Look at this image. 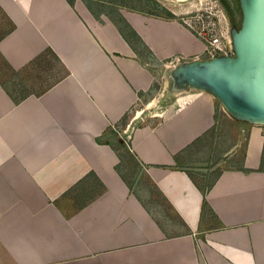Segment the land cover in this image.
I'll return each instance as SVG.
<instances>
[{
  "label": "crops",
  "instance_id": "crops-1",
  "mask_svg": "<svg viewBox=\"0 0 264 264\" xmlns=\"http://www.w3.org/2000/svg\"><path fill=\"white\" fill-rule=\"evenodd\" d=\"M203 47L168 14L0 0V264H264L262 129L205 190L208 170L187 168L198 162L187 151L223 117L215 97L186 91L150 122L144 114L128 148L165 198L167 223L136 197L140 175L131 189L120 177L107 140L162 75L150 62L167 68ZM29 69L39 92L11 97L4 85Z\"/></svg>",
  "mask_w": 264,
  "mask_h": 264
},
{
  "label": "rangeland",
  "instance_id": "rangeland-1",
  "mask_svg": "<svg viewBox=\"0 0 264 264\" xmlns=\"http://www.w3.org/2000/svg\"><path fill=\"white\" fill-rule=\"evenodd\" d=\"M95 4L96 9L100 10V5H106V3H113L117 6H123L131 10L139 12H145L150 14L169 15L171 18L177 19L183 26L187 28L183 20L191 19L193 24H196V28H204L203 31L208 33L211 27L214 33L221 34V39L224 43H229L231 46V30L232 28L238 29L241 24V12L239 10V0H88ZM103 9V8H101ZM175 11V13L173 12ZM173 15H172V13ZM231 12H233L231 15ZM202 14V18L198 21L195 20V14ZM236 23H233V18ZM214 23V26H212ZM192 32V31H191ZM198 39L206 44V40L200 35L192 32ZM208 37V36H205ZM204 49V47H203ZM223 54V53H222ZM221 54V55H222ZM209 56L204 51L196 55L195 59H208ZM187 59L185 61H190ZM185 61L171 60L168 63L167 68H160L155 61L150 62L155 72H159L162 69V77H157L148 95L140 98V101L128 112L126 116L118 123L119 127L115 126L111 128V134L107 138L110 142L114 143L121 153L124 154L125 162L122 166V171L127 178L133 179V181L140 175L142 167L129 151V135L131 128L142 124L144 114L148 116V122L153 114H159L162 110L167 108L174 100L175 95L186 91H199L193 89L182 90L180 92H174L171 88L172 79L170 71L179 63ZM161 77V78H160ZM10 92L16 93V95H23L28 92H39L40 85L37 82L35 72L32 69L27 70V74H20L13 77L9 84ZM217 105L225 112L223 117L218 115V121L215 127L210 130L206 136L200 141L194 143V146L188 149L187 153L190 157L198 162L193 167L186 165L187 168H206L208 170L207 182L209 183L220 172L222 167L232 168L237 167L242 162L243 154L246 149V143L248 140L249 130L252 127H259L263 130L264 136V124L256 125L249 121L240 120L231 116L217 100ZM148 109V110H146ZM222 111V110H221ZM128 125L127 132H123V127ZM115 131V132H112ZM121 132L122 137L119 135ZM126 133V134H125ZM122 144V148H119L117 143ZM238 147V150L232 155H225L229 148ZM229 154V153H227ZM231 154V153H230ZM262 164L264 167V154L262 158ZM192 173V171L190 170ZM140 183L145 188L147 193L143 194L142 198L145 203L151 207L154 215H157L161 223H167L168 220H172L170 214V208L161 198L159 193L150 186V183L146 178L140 175ZM174 231V230H172Z\"/></svg>",
  "mask_w": 264,
  "mask_h": 264
},
{
  "label": "water",
  "instance_id": "water-1",
  "mask_svg": "<svg viewBox=\"0 0 264 264\" xmlns=\"http://www.w3.org/2000/svg\"><path fill=\"white\" fill-rule=\"evenodd\" d=\"M239 7L232 54L176 64L170 89L208 92L231 116L264 124V0H239Z\"/></svg>",
  "mask_w": 264,
  "mask_h": 264
},
{
  "label": "built area",
  "instance_id": "built-area-1",
  "mask_svg": "<svg viewBox=\"0 0 264 264\" xmlns=\"http://www.w3.org/2000/svg\"><path fill=\"white\" fill-rule=\"evenodd\" d=\"M201 16L203 15L196 13L194 16L195 20L198 21L199 19L202 18ZM182 20H183V23H185V25L190 31L200 35V37L205 38L206 44H203L204 45L203 51L206 54H208L209 58L213 56H221L222 53H223L222 55L232 54V45L230 46V42L224 43L221 39L222 38L221 34H217L212 31L214 30V27H211V29L208 30V33H205L203 31L204 28H201V29L196 28V24L194 25L191 19L188 18L187 20H184V19ZM212 26H214V23H212ZM205 36H208V37H205Z\"/></svg>",
  "mask_w": 264,
  "mask_h": 264
},
{
  "label": "trees",
  "instance_id": "trees-1",
  "mask_svg": "<svg viewBox=\"0 0 264 264\" xmlns=\"http://www.w3.org/2000/svg\"><path fill=\"white\" fill-rule=\"evenodd\" d=\"M239 10H240V7H239ZM232 13H233V12H231V15H234V14H232ZM234 16H235V15H234ZM234 16H232V18H233ZM233 23H236V22L234 21V18H233ZM3 33L6 34L7 31H4ZM132 33L135 34L134 32H132ZM122 34H123V33H122ZM124 37H125V36H124ZM45 55L50 59V61H52L54 55L52 54V52H51L49 49L46 50ZM15 74L17 75V72H15ZM15 74H14L13 77H15ZM12 79H13V78H12ZM10 82H11V80L8 81V84H9ZM4 88L8 91V93L10 94L11 97H14L13 94H11V92H10L9 89L7 88V85H6V84L4 85ZM20 100H21V99H16L15 101H16V102H19ZM117 145H118L119 147H122V144H121L120 142H118ZM116 154H117V156H118V158H119V163L116 165V171L118 172V174L120 175V177L123 179V181L127 184V186L131 189V188L133 187V184H132V183H133L134 181H132V179H130V178H127L126 175H125V174L123 173V171H122V166H123V164H124V162H125V160H126L125 157H124V154H122V153H121V150H119L118 148L116 149ZM134 157H135V156H134ZM216 175L218 176V174H216ZM217 176H216V178H217ZM144 177L146 178V180L149 181L150 186H152V187H153V188L159 193V195L162 197V195L160 194V191L158 190L156 184L153 183V182L149 179V177H148L147 175H144ZM216 178L212 179L209 183L206 184L205 190H208V189L212 186V184L215 182ZM137 184H140V181H138ZM142 188H143V189L145 188V184H144V183H143ZM145 192L147 193L146 189H145ZM136 197H137V198L140 200V202L144 205V207L146 208V210L148 211V213H149L150 215L154 216V215H153V212L151 211V208H150L149 206H147V204L142 200V198L140 197V195L136 193ZM162 198H163V200L165 199L164 197H162ZM204 212H205V211H204Z\"/></svg>",
  "mask_w": 264,
  "mask_h": 264
},
{
  "label": "bare ground",
  "instance_id": "bare-ground-1",
  "mask_svg": "<svg viewBox=\"0 0 264 264\" xmlns=\"http://www.w3.org/2000/svg\"><path fill=\"white\" fill-rule=\"evenodd\" d=\"M200 91V90H199ZM181 93H183V92H181ZM254 124H256V125H261V124H263L262 122H255Z\"/></svg>",
  "mask_w": 264,
  "mask_h": 264
}]
</instances>
